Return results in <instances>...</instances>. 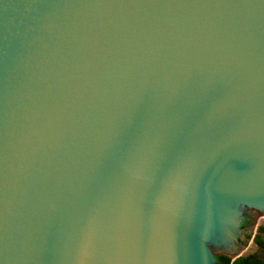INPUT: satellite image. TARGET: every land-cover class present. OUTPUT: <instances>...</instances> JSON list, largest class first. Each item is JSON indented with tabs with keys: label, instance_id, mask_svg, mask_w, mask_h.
Here are the masks:
<instances>
[{
	"label": "water",
	"instance_id": "obj_1",
	"mask_svg": "<svg viewBox=\"0 0 264 264\" xmlns=\"http://www.w3.org/2000/svg\"><path fill=\"white\" fill-rule=\"evenodd\" d=\"M264 220V0H0V264H215Z\"/></svg>",
	"mask_w": 264,
	"mask_h": 264
},
{
	"label": "rangeland",
	"instance_id": "obj_2",
	"mask_svg": "<svg viewBox=\"0 0 264 264\" xmlns=\"http://www.w3.org/2000/svg\"><path fill=\"white\" fill-rule=\"evenodd\" d=\"M254 221L255 218H246L241 245L220 255L229 257L231 261L248 255H254L264 260V248H259L256 244L257 239L264 242V220L252 236L250 231Z\"/></svg>",
	"mask_w": 264,
	"mask_h": 264
},
{
	"label": "trees",
	"instance_id": "obj_3",
	"mask_svg": "<svg viewBox=\"0 0 264 264\" xmlns=\"http://www.w3.org/2000/svg\"><path fill=\"white\" fill-rule=\"evenodd\" d=\"M256 244L259 248H264V242L257 239ZM216 264H264V260L254 255H248L245 257H239L234 261H231L228 257L217 256Z\"/></svg>",
	"mask_w": 264,
	"mask_h": 264
},
{
	"label": "flooded vegetation",
	"instance_id": "obj_4",
	"mask_svg": "<svg viewBox=\"0 0 264 264\" xmlns=\"http://www.w3.org/2000/svg\"><path fill=\"white\" fill-rule=\"evenodd\" d=\"M244 221H245L244 214L241 213L239 215V217H238V230H237V232L235 234L236 241H234V243H238V241L240 240V233H241L242 228L244 227ZM217 256L227 257L225 255H218V254H216V255H214V258L216 259ZM215 264H216V260H215Z\"/></svg>",
	"mask_w": 264,
	"mask_h": 264
}]
</instances>
